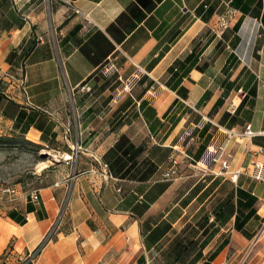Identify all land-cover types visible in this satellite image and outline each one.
I'll return each instance as SVG.
<instances>
[{
	"label": "crops",
	"instance_id": "crops-1",
	"mask_svg": "<svg viewBox=\"0 0 264 264\" xmlns=\"http://www.w3.org/2000/svg\"><path fill=\"white\" fill-rule=\"evenodd\" d=\"M231 1L0 0V119L18 133L32 117L26 137L35 130L38 143L63 157L75 174L36 190V199L26 195L18 210L0 202V264H138L153 257L169 234L152 244L151 231L174 216L179 202L196 194L194 202L215 180L202 188L198 180L185 190L191 174L165 178L172 162L183 169L185 157L192 159L202 147L198 160L204 162L220 139L229 168L214 164L210 172L256 197L257 212L245 225L250 239L232 230L233 243L209 264H264V181L249 174L252 161L264 165V0H239L244 13ZM208 8L213 13L204 20ZM108 62L116 71L103 78L100 70ZM21 74L25 94L17 84ZM247 74L257 85L250 119L239 115L237 125L222 127L221 116L233 114L231 107L236 110L245 96L237 97L241 88L232 89L212 112L224 95L222 83H244ZM133 77L130 91L117 97ZM83 84L93 91L82 92ZM180 88L186 89V100L178 95ZM205 92L208 99L196 107ZM248 125L255 133L251 138L243 136ZM195 129L197 146L187 138ZM121 136L143 149L125 178L101 165ZM179 188L182 196L171 204ZM61 208L59 229L43 243ZM12 211L24 223L10 219ZM180 219L171 223L176 233Z\"/></svg>",
	"mask_w": 264,
	"mask_h": 264
},
{
	"label": "rangeland",
	"instance_id": "rangeland-1",
	"mask_svg": "<svg viewBox=\"0 0 264 264\" xmlns=\"http://www.w3.org/2000/svg\"><path fill=\"white\" fill-rule=\"evenodd\" d=\"M246 77L247 75L244 76L243 80L246 79ZM130 80L133 82V86L135 84L136 78L133 77ZM84 85L87 86V88H91L90 92L81 90V87ZM84 85L80 87L82 92L91 93L93 91L91 86L87 84ZM132 86L127 87V84L124 83L121 89L124 90L123 92H128ZM239 86L243 87V82H240ZM122 94L123 93H121V95ZM244 94V90L237 91V97H243ZM237 97L233 96L235 99ZM233 98L226 103V109L230 108V102L232 100L235 102V99ZM243 114L244 113L241 115ZM191 119L192 117L188 119L186 125L191 121ZM9 127L10 124L5 123L3 119H0V129L3 130V136L0 138V189L2 187H14L18 189V195L16 198H14L15 200H7L8 202L6 199L0 197V202H7L9 205L16 207L18 210L21 206L22 198H25L26 195L29 196L30 192L48 186L55 181H70L75 174L73 171L68 172L69 167L66 166L65 162L63 161V157L54 153L51 150L52 148H47L38 143L40 140H37L38 133L35 130H31L26 137L25 134H21V131L18 133L8 132L7 129ZM190 129L191 128H189L188 131H190ZM196 132L197 129H195V131H193L192 134L187 137L188 139L194 138L195 146H197L200 141L195 137ZM220 142L224 144L222 139H220ZM225 147L226 146L224 144V148ZM194 148L195 147H189L187 151H192ZM196 158V156H193L192 159L185 157L187 163L183 169H179L178 167L180 166V163H177L175 165L176 174L169 180V182L173 181L175 177L180 175L181 171L182 173L185 172L187 174H191V177L185 182V184H183L185 190L189 189L192 184L196 183L198 180H200L198 184L201 186V188L206 186L212 178H215V180L214 182L210 183L204 193L194 202L191 203L193 197L196 194H190L188 195L186 201L184 200L178 203L174 216L168 217V222L164 221L165 225L170 226V229L167 232L169 237H167V240L164 244L160 245L154 250L153 257L145 259L146 264H188V262L192 260L194 254H196V252L199 250V244H196L195 246L193 245V247L189 249L188 252H185L181 255L178 261L173 262V240L176 237H180V240H185L186 243L190 241L193 243V241L196 240L201 242V240H203V235H201L200 228H197L200 221H202L203 217L206 216V218L212 222V213L215 206H217L221 201L228 200L231 193H233L238 187H236L230 180L224 179V175L222 177V175H219V173L212 174L210 169L213 167L214 163H211L210 160L202 162V160H198V158ZM72 161H75L74 157L72 158ZM182 165H184V163ZM64 171L69 173L68 176L65 177ZM203 172H205L206 175L200 179V174ZM232 177L231 180L233 181ZM181 196L182 193L179 188L177 191H175L174 196L171 199V204L177 203ZM234 199L235 197H233L231 201L234 202ZM176 217H181L180 221L175 227L178 228L182 226L178 233H176V229H172L171 226V223L176 221ZM232 230L237 232L234 229V218H232L221 229H218L215 236L211 238L208 245L203 249L205 254H202V257L195 264L211 263L213 260L212 256L215 254L217 255L224 248H227L232 242ZM230 248L233 249V247Z\"/></svg>",
	"mask_w": 264,
	"mask_h": 264
},
{
	"label": "trees",
	"instance_id": "trees-1",
	"mask_svg": "<svg viewBox=\"0 0 264 264\" xmlns=\"http://www.w3.org/2000/svg\"><path fill=\"white\" fill-rule=\"evenodd\" d=\"M238 1L239 0H232L230 6L236 9H240ZM258 6L260 7L261 5L259 4ZM202 9L203 7H201L199 11H201ZM240 11L244 13L243 11L245 10L242 8L240 9ZM212 13L213 10L208 8L205 10V15L201 17L204 20H208L209 17L212 15ZM237 29H238V24L234 26V30L237 31ZM235 40L236 41L238 40L237 37L234 39V41ZM190 58L191 56L186 59V62L189 61ZM100 75L102 76L101 70H100ZM102 77L101 79L105 78ZM222 87L224 88V95L222 98H219L216 101V103L212 108V112H216L223 105L225 97L232 89L238 90L241 88L242 90L245 91V96L242 98L240 104L238 105L234 113L233 114L227 112L224 113L218 122L220 126L225 127L227 129H231L232 127H234L239 123L238 117L242 113H244L242 115L243 119H250L251 110L254 108L255 105L257 85L256 82L254 81V76L248 75L246 81L243 83V87L242 86L240 87L239 84L236 85L235 82H229L227 80H225L222 83ZM3 90H4V85L0 81V91ZM177 93L183 100H186L187 97L186 89L180 88L178 89ZM209 95H210L209 92H205V94L200 99L196 107H199L204 101H206ZM1 99L2 98L0 97V101ZM246 106L248 107L247 111L244 110ZM24 116L25 114L23 115L22 112H19L18 118L20 117L24 119ZM32 122H33V118L29 117L27 124L21 127L20 129L21 134L24 135L27 132L29 125ZM13 126L16 127L15 123L13 124ZM207 128H208L207 126L203 127L202 131H200L199 134L200 137L203 136V133L207 130ZM142 150H143L142 147L135 148L130 143L127 137L121 136L118 142L104 155L103 158L105 162L104 164L107 165V168L109 169L112 176L125 178L129 174L130 170L135 166L136 158L139 156ZM203 150L204 147L201 148L199 154H201ZM199 154L196 155L197 158H199ZM233 197H235L234 202L231 201ZM256 204H257L256 197H254L250 192L240 187H237L234 190V192L231 193L228 200L221 201L217 206H215L212 213L213 214L212 222H210V220L206 218V216H204L203 220L200 221V223L198 224L197 228H200L201 235H203V240H201V242L199 240H196L193 241V243L192 241L186 243L185 240L184 241L180 240V237H176L173 240L172 242V248L174 250L173 262L178 261L181 255L184 254L185 252H188L189 249L193 247V245L195 246L196 244H199V250L196 252V254H194L192 260L188 262V264H195L202 257L203 249L208 245L211 238L215 236L218 229H221L223 226H225L232 218H234V229L244 237L250 239V236L245 231V225L251 218L256 216V212H257ZM8 216L10 219L14 220L16 223L19 224H22L25 221L24 218L22 216H19L15 211L9 212ZM169 229L170 226L165 225L164 222H162L160 225L155 227L148 235V239L150 240V243L152 244L157 243L162 237L166 235ZM215 256L216 254L212 256V258H214ZM138 264H146V263L145 260L142 258L139 260ZM203 264H208V263H203Z\"/></svg>",
	"mask_w": 264,
	"mask_h": 264
},
{
	"label": "built area",
	"instance_id": "built-area-1",
	"mask_svg": "<svg viewBox=\"0 0 264 264\" xmlns=\"http://www.w3.org/2000/svg\"><path fill=\"white\" fill-rule=\"evenodd\" d=\"M77 12V11H75ZM218 25L222 28L225 27L224 21L223 19H221L218 22ZM41 38L39 37L38 40H40ZM116 71L115 65L111 62H108L106 65H104L101 69V74L103 77H108L110 75H112L114 72ZM1 81V80H0ZM127 84V87L132 86L133 82L131 80H128L127 82H125ZM17 84L18 87L20 89V91L25 94L26 93V88H25V76L24 74H21L18 79H17ZM82 91H86V92H90L91 88H87V86H82L81 87ZM123 89H120L116 95L117 97L121 95V93H123ZM26 103L29 104L28 102V98L26 100ZM232 108V113H234L235 108ZM12 124L10 125V127L7 129L8 132H13L12 129ZM3 130L0 129V137L3 136L2 134ZM10 134V133H9ZM255 135V133L253 131H251L250 125L246 126L245 131L243 132V136H246L248 138H251ZM223 152H224V144L222 142H220V140H215L214 143L208 148L207 153L204 157L203 161H207L210 160L211 163L214 164H219L221 166V168L223 170H227L229 168L228 163L222 159L223 156ZM69 160H72L73 156L68 157ZM102 167L104 168V170H107V165L106 164H101ZM175 165H176V161L172 162V168L169 170L168 174H166L165 178L167 180H170L175 174H176V169H175ZM251 171H250V177L252 179H254L255 181H264V165L255 161L251 162ZM239 173V171L234 172L233 173V180L237 177V174ZM106 177H110L109 174H106ZM57 185V184H55ZM119 191V190H118ZM18 195V189L14 188V187H2L0 189V197L8 200V201H12L15 200L14 198H16V196ZM29 196L33 199L37 198V191H32L30 192ZM65 213V208H61L60 212L58 214L57 220L54 223V225L51 227V229L48 231V233L45 235L44 239H43V243L45 242H50L56 231L59 229V223L61 218L63 217ZM37 252H39V249L36 250L35 252H33L30 255V259L34 258L35 255L37 254ZM21 264H29V261H23Z\"/></svg>",
	"mask_w": 264,
	"mask_h": 264
}]
</instances>
